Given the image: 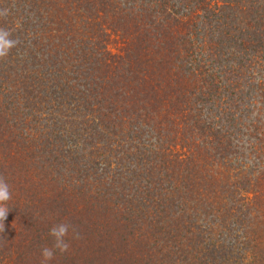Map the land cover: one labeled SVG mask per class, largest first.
Here are the masks:
<instances>
[{"label":"trees","instance_id":"trees-1","mask_svg":"<svg viewBox=\"0 0 264 264\" xmlns=\"http://www.w3.org/2000/svg\"><path fill=\"white\" fill-rule=\"evenodd\" d=\"M4 9L0 264H264V0Z\"/></svg>","mask_w":264,"mask_h":264},{"label":"clouds","instance_id":"clouds-1","mask_svg":"<svg viewBox=\"0 0 264 264\" xmlns=\"http://www.w3.org/2000/svg\"><path fill=\"white\" fill-rule=\"evenodd\" d=\"M8 10L0 11V16H6ZM11 33L3 28H0V58H5L10 50L18 44V40L10 38ZM11 199V191L6 180L0 176V232H5V221L9 215V209L5 206L6 202ZM73 226L69 223H60L53 225L49 230V235L53 238V245L51 247H43L41 249V256L43 258L42 264H47L55 257V251L61 253L67 252L70 244L65 239L69 234V229ZM75 235L73 238H79V233L73 229Z\"/></svg>","mask_w":264,"mask_h":264}]
</instances>
